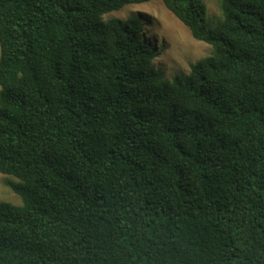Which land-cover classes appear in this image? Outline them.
Returning a JSON list of instances; mask_svg holds the SVG:
<instances>
[{"label": "trees", "instance_id": "trees-1", "mask_svg": "<svg viewBox=\"0 0 264 264\" xmlns=\"http://www.w3.org/2000/svg\"><path fill=\"white\" fill-rule=\"evenodd\" d=\"M151 0H0V264H264V0H161L210 46L166 79Z\"/></svg>", "mask_w": 264, "mask_h": 264}, {"label": "rangeland", "instance_id": "rangeland-1", "mask_svg": "<svg viewBox=\"0 0 264 264\" xmlns=\"http://www.w3.org/2000/svg\"><path fill=\"white\" fill-rule=\"evenodd\" d=\"M204 2L208 18L213 22L221 20L220 0ZM136 15L144 19V36L157 52L154 67L166 79H171L176 74H187L193 63L205 58L211 51L210 46L192 38L189 30L166 10L161 0L128 5L104 16V19L115 17L125 20ZM15 181L12 177L0 174V203L21 205V198L9 187V182Z\"/></svg>", "mask_w": 264, "mask_h": 264}]
</instances>
